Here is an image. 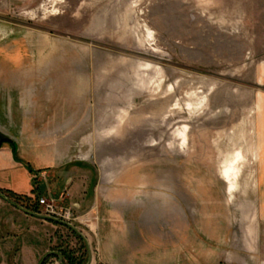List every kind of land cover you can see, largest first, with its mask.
Returning a JSON list of instances; mask_svg holds the SVG:
<instances>
[{
  "label": "rangeland",
  "instance_id": "obj_1",
  "mask_svg": "<svg viewBox=\"0 0 264 264\" xmlns=\"http://www.w3.org/2000/svg\"><path fill=\"white\" fill-rule=\"evenodd\" d=\"M38 64L40 80L18 79ZM263 113L264 0H0V146L41 168L1 174L0 185L23 194L32 185V204L42 197L57 212L38 204L30 215L0 195V264H38L61 247L82 257L51 217L92 255L75 217L86 207L50 197H127L126 225L144 238L152 228L160 250L183 251L180 264H231L232 250L247 258V235L264 228L255 217ZM234 152L230 194L220 174Z\"/></svg>",
  "mask_w": 264,
  "mask_h": 264
},
{
  "label": "crops",
  "instance_id": "obj_2",
  "mask_svg": "<svg viewBox=\"0 0 264 264\" xmlns=\"http://www.w3.org/2000/svg\"><path fill=\"white\" fill-rule=\"evenodd\" d=\"M37 43V48L43 46L42 41L38 40ZM33 70L32 68H20L18 79L21 80L22 83L33 79L40 80L39 75L41 73L46 74L47 72V70H44L39 64L35 69L33 68ZM255 129L258 151V162L256 166L257 197H255L257 209L255 217L259 225H264V113L258 115ZM20 168H27L29 172L41 170L40 167L32 169L28 165L25 166L19 162L18 158L16 160L12 154L11 147L7 145L0 146V175L12 173ZM225 183L228 186V183ZM231 188L234 191L233 184ZM0 189L10 191L17 195H25L29 198H32L35 193L32 185L29 186L28 192L25 194L15 192L2 183ZM227 190L229 193V186ZM38 191L43 194L48 191L50 192L46 184L40 185ZM50 198L58 199L54 201L62 199L68 200L72 202V205H74L76 209L79 207H86L83 214L75 217L84 222L88 233L92 235L94 239L93 246H91L92 260L90 264H180L179 261L182 262V260H187V258L184 257L185 254L183 251L181 253L180 249H176L174 244L167 245L166 248L160 250L158 235L153 234L152 228H149V231L145 232L146 237L144 238L140 236L143 232L137 231L138 227L135 225H126V208L124 203L127 201V197H91L90 200H88V197H80V199L76 201L74 197ZM88 202L91 204L87 205ZM255 234L254 237H252L253 242H251L247 235L246 243L242 244L241 251L245 253L247 258H240L239 251L235 252L232 250L231 264H264V228L263 230L258 228ZM81 237L85 245H87L84 236L81 235ZM141 238L142 240H146L145 246H139L137 240ZM87 249L89 248L87 247ZM177 256L178 258L176 259Z\"/></svg>",
  "mask_w": 264,
  "mask_h": 264
},
{
  "label": "trees",
  "instance_id": "obj_3",
  "mask_svg": "<svg viewBox=\"0 0 264 264\" xmlns=\"http://www.w3.org/2000/svg\"><path fill=\"white\" fill-rule=\"evenodd\" d=\"M11 150H12V154L14 158L17 160L15 145H11ZM0 195L2 197L4 196V198L8 200L9 202H11L14 206L20 207L24 211L28 212V214L30 215L34 214L35 216L38 215L37 214L38 213V201L36 202V204H32L31 199L28 196L17 195L15 193H12L10 191H5L2 189H0ZM48 221L54 224H58L68 229L72 233V235L75 236L76 239L83 244L84 255L80 258H77L75 257V255L73 254L71 250L63 249L62 247L58 249V252H55L54 249H51L50 252H55L59 254L62 257V260L65 262V264H85L87 261V249H86V246L84 245V240L82 239V237L76 232H74L73 230L69 229L68 227L56 221H53L51 219H48ZM53 255L54 254H52L49 257H53ZM44 263H45V260L41 264H44Z\"/></svg>",
  "mask_w": 264,
  "mask_h": 264
},
{
  "label": "bare ground",
  "instance_id": "obj_4",
  "mask_svg": "<svg viewBox=\"0 0 264 264\" xmlns=\"http://www.w3.org/2000/svg\"><path fill=\"white\" fill-rule=\"evenodd\" d=\"M241 162L238 154H235V152L230 156L227 165L223 167V171L221 172L220 176L221 178L228 183L229 186V193H232L233 189L231 188L232 183L228 181L230 178L233 182L235 178L237 177V172L239 168V163ZM228 193V192H227Z\"/></svg>",
  "mask_w": 264,
  "mask_h": 264
},
{
  "label": "water",
  "instance_id": "obj_5",
  "mask_svg": "<svg viewBox=\"0 0 264 264\" xmlns=\"http://www.w3.org/2000/svg\"><path fill=\"white\" fill-rule=\"evenodd\" d=\"M18 209H22V208H20V207H17ZM23 210V209H22ZM24 211V210H23ZM25 213H27L28 214V212H26V211H24ZM49 219H51V220H53V221H56V222H58V223H60V224H62V225H64V226H66V227H68L69 229H71V230H73L74 232H76L77 234H79L75 229H74V227L73 226H71L69 223H66V222H64V221H59V220H57V219H54V218H49ZM80 235V234H79ZM81 236V235H80ZM51 253H47L46 255H44L42 258H41V260H40V262L38 263V264H41L42 262H43V260L47 257V256H49ZM87 254H88V256H87V262H86V264H90L91 263V260H92V255H91V252H90V250L89 249H87ZM58 261H59V263L60 264H62V257L60 256V255H58Z\"/></svg>",
  "mask_w": 264,
  "mask_h": 264
},
{
  "label": "built area",
  "instance_id": "obj_6",
  "mask_svg": "<svg viewBox=\"0 0 264 264\" xmlns=\"http://www.w3.org/2000/svg\"><path fill=\"white\" fill-rule=\"evenodd\" d=\"M38 204H40L41 206H43L46 209L47 215H52L53 216V215L57 214L56 210L54 209V206L49 204L44 198H39L38 199ZM69 215H70L69 211H64V213H63V217L64 218L68 219ZM49 217H51V216H49Z\"/></svg>",
  "mask_w": 264,
  "mask_h": 264
},
{
  "label": "flooded vegetation",
  "instance_id": "obj_7",
  "mask_svg": "<svg viewBox=\"0 0 264 264\" xmlns=\"http://www.w3.org/2000/svg\"><path fill=\"white\" fill-rule=\"evenodd\" d=\"M49 253H51L49 256H51L52 254H54L53 257H58V255H59V254H57V253H55V252H49ZM49 256H47V257H49ZM43 261H44V260H43Z\"/></svg>",
  "mask_w": 264,
  "mask_h": 264
}]
</instances>
